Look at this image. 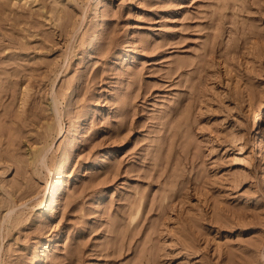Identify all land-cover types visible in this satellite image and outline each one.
<instances>
[{
	"label": "rangeland",
	"instance_id": "374dc122",
	"mask_svg": "<svg viewBox=\"0 0 264 264\" xmlns=\"http://www.w3.org/2000/svg\"><path fill=\"white\" fill-rule=\"evenodd\" d=\"M0 264H264V0H0Z\"/></svg>",
	"mask_w": 264,
	"mask_h": 264
},
{
	"label": "bare ground",
	"instance_id": "6f19581e",
	"mask_svg": "<svg viewBox=\"0 0 264 264\" xmlns=\"http://www.w3.org/2000/svg\"><path fill=\"white\" fill-rule=\"evenodd\" d=\"M64 168V163L63 162H59V164H57L54 168L56 173H60ZM61 188V184H60V179L59 177L56 175L54 176V178L52 179V183H51V190L49 192V197L47 199V201L44 203V208L45 210L50 209L56 199V196L59 192Z\"/></svg>",
	"mask_w": 264,
	"mask_h": 264
}]
</instances>
